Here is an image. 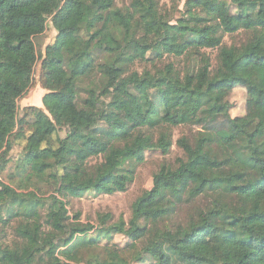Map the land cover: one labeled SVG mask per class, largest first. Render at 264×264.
Listing matches in <instances>:
<instances>
[{"label": "trees", "instance_id": "trees-1", "mask_svg": "<svg viewBox=\"0 0 264 264\" xmlns=\"http://www.w3.org/2000/svg\"><path fill=\"white\" fill-rule=\"evenodd\" d=\"M169 4L0 0V174L15 163L0 180V264H264V89L241 74L264 71V0ZM49 22L56 39L38 52ZM39 64L43 106L21 114ZM241 87L246 115L233 117ZM179 127L195 129L176 141L184 158L161 165L129 221L71 213L72 199L127 192Z\"/></svg>", "mask_w": 264, "mask_h": 264}, {"label": "rangeland", "instance_id": "rangeland-1", "mask_svg": "<svg viewBox=\"0 0 264 264\" xmlns=\"http://www.w3.org/2000/svg\"><path fill=\"white\" fill-rule=\"evenodd\" d=\"M163 4L170 6L169 0H162ZM119 7H123L128 4V0H117ZM57 36L56 30L48 23L47 31L35 39V43L38 52H45L48 45L52 44ZM247 40V36L244 33H238L233 36H226L225 42L227 45H240ZM264 53V50H260ZM212 58L214 59L217 52L214 51ZM215 62V61H214ZM80 67L79 63L75 64ZM246 65V64H244ZM243 65V66H244ZM241 74L245 77L250 78L253 82L264 89V71H258L252 67L245 66L242 68ZM46 91L42 88L40 83V64L35 69L34 74V84L32 88L20 99L19 108L20 113L23 114V110L28 107H42V99ZM246 100L247 92L245 88H237L231 96L232 110L231 114L233 117H242L246 115ZM193 128L179 127L175 128L174 131V146L171 153L168 156H163L159 153H154L148 155L146 161L139 167L134 183L130 186L129 190L125 193H120L116 195H101L95 196L93 194H86L85 196L72 199L69 205L71 213H80L82 215V221L84 223H90L93 225L98 224V219L102 215H110L114 217V221H118L120 218H124L129 221L132 217V204L134 201L143 195L144 192L150 190L153 187V179L155 174L159 171L161 165L164 163L174 164L178 159L184 158V152L177 147L176 141L183 135L194 134ZM29 135V132H27ZM62 137L65 136L63 133ZM244 141L243 139H238L233 145L232 149L237 155L244 153ZM26 145L24 140H18L15 143V149L13 151V156H18L21 154L23 147ZM15 169V163H9L4 174H0V180L9 183V175ZM222 173L225 175H232L233 171L231 169H223ZM213 199L218 203L224 205L230 211L237 215H241L242 212V202L236 196H229L224 193H215ZM106 241L102 243V246L106 245ZM122 247L130 256L133 253L138 252L139 249L132 250L130 242L127 238L122 235H116L114 237L113 243ZM140 248V247H139ZM139 264V263H134Z\"/></svg>", "mask_w": 264, "mask_h": 264}]
</instances>
